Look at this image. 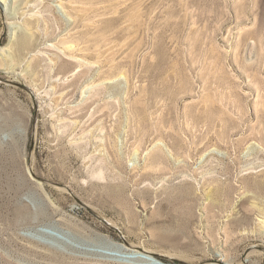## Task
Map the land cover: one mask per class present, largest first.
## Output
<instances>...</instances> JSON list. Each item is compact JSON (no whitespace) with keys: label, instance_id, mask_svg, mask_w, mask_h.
<instances>
[{"label":"rangeland","instance_id":"1","mask_svg":"<svg viewBox=\"0 0 264 264\" xmlns=\"http://www.w3.org/2000/svg\"><path fill=\"white\" fill-rule=\"evenodd\" d=\"M259 184L264 0H0V264H264Z\"/></svg>","mask_w":264,"mask_h":264},{"label":"bare ground","instance_id":"2","mask_svg":"<svg viewBox=\"0 0 264 264\" xmlns=\"http://www.w3.org/2000/svg\"><path fill=\"white\" fill-rule=\"evenodd\" d=\"M27 41H28V40H25V42H27ZM249 186H250V185H249ZM258 186L262 187V189H263V187H264V186H262V185H260V184H259ZM259 191H261V190H259ZM252 252H253V251H252ZM142 255H144L143 257H151V256H152V254H150V253H149V254L146 253V254H142Z\"/></svg>","mask_w":264,"mask_h":264}]
</instances>
